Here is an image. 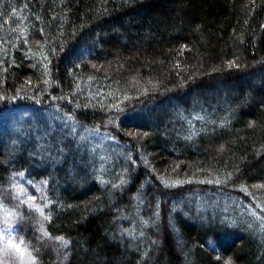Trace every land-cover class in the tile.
I'll return each instance as SVG.
<instances>
[{
    "label": "trees",
    "instance_id": "obj_1",
    "mask_svg": "<svg viewBox=\"0 0 264 264\" xmlns=\"http://www.w3.org/2000/svg\"><path fill=\"white\" fill-rule=\"evenodd\" d=\"M1 228L0 264H264V0H0Z\"/></svg>",
    "mask_w": 264,
    "mask_h": 264
},
{
    "label": "rangeland",
    "instance_id": "obj_2",
    "mask_svg": "<svg viewBox=\"0 0 264 264\" xmlns=\"http://www.w3.org/2000/svg\"><path fill=\"white\" fill-rule=\"evenodd\" d=\"M37 113H39V114H36V118H38V119H47L46 121V125H48V126H51L52 127V123L53 122H58V124L63 128L64 126H67V127H65V128H67V131L70 133V134H76L79 130L78 129H76V128H74L73 126H75L74 125V122L69 118V117H67V119L66 120H63V116L61 115H59L58 113H56L55 111H52V112H37ZM34 114V113H33ZM51 124V125H50ZM73 127V128H72ZM76 127V126H75ZM64 128V129H65ZM86 131H83V132H81V138L78 140L79 141V143H81L84 139H92V137L90 136V135H93L94 137V141H96L97 139H99L100 138V135H98V134H90L89 135V133L87 132L86 134ZM92 141H93V139H92ZM94 141L93 142H88V147L91 149V150H94V148L91 146L93 143H94ZM102 141V140H101ZM101 141H96V143H98L99 144V146H101L103 143H101ZM106 141V140H105ZM104 147H105V151L106 150H108V144H104ZM103 155H106L107 153H102ZM103 155H102V157H101V159L100 160H104L105 158H106V156L105 157H103ZM107 155H109V154H107ZM250 215V217H248L249 219H251V220H253L254 222H256V218L252 215V214H249ZM0 236L5 240V242L7 243V240L9 239V238H11L12 240H13V242L14 243H16L15 242V237H14V232L13 231H11V230H9V229H7V228H1V230H0ZM18 244V243H17Z\"/></svg>",
    "mask_w": 264,
    "mask_h": 264
},
{
    "label": "snow or ice",
    "instance_id": "obj_3",
    "mask_svg": "<svg viewBox=\"0 0 264 264\" xmlns=\"http://www.w3.org/2000/svg\"><path fill=\"white\" fill-rule=\"evenodd\" d=\"M7 245H8V248L15 249L17 252H20L21 251V245L20 244H17V243H14L11 238H9L7 240Z\"/></svg>",
    "mask_w": 264,
    "mask_h": 264
}]
</instances>
